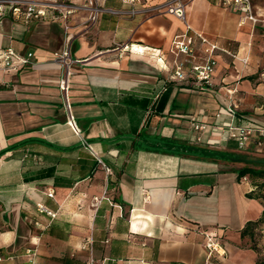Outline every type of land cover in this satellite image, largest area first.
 Here are the masks:
<instances>
[{
  "label": "crops",
  "instance_id": "crops-1",
  "mask_svg": "<svg viewBox=\"0 0 264 264\" xmlns=\"http://www.w3.org/2000/svg\"><path fill=\"white\" fill-rule=\"evenodd\" d=\"M98 1L129 9L122 0ZM252 2L262 19L254 30L240 27L222 0L187 6L195 31L237 55L216 54L209 85L191 73L172 79V43L186 32L173 15L107 11L91 24L88 11L62 7L27 22L15 14L24 3L0 4V50L34 55L17 70L0 69V264H257L242 237L264 215L257 184L226 160L164 150L178 141L236 154L230 132L238 127L263 131L246 149L264 145V0ZM67 34L69 69L57 58ZM189 37L192 60L205 63V46ZM209 235L224 256L208 257Z\"/></svg>",
  "mask_w": 264,
  "mask_h": 264
},
{
  "label": "built area",
  "instance_id": "built-area-1",
  "mask_svg": "<svg viewBox=\"0 0 264 264\" xmlns=\"http://www.w3.org/2000/svg\"><path fill=\"white\" fill-rule=\"evenodd\" d=\"M80 4H71L63 5L51 3L49 0H0L2 3H11L13 5H20L24 3L26 5V10L22 12L19 7L15 8V14H24L26 21H30L33 18H38L44 15L45 9H61L62 7H67L72 11L86 10L89 12V23L95 24L100 15L104 12H110L113 14H127L130 16H135L139 13H149L154 15H173L180 20H182L186 27V32L183 35L177 36L171 47V54L174 55V73L172 79L176 81H185L188 79V74L191 73L195 80L199 84H210L211 79L216 71L217 60L216 54L218 52L227 54L233 58H237V55L234 54L230 49L223 48L210 41L202 33L195 31L190 24L186 21V8L193 0H122L123 4L129 6V9L124 12L106 10L102 8L98 0H80ZM222 5L226 10H230L239 15V26L245 27L250 25L252 30L262 22L261 17L255 13L252 0H222ZM68 29V28H67ZM192 33L195 38H197L201 45L205 46L204 52L206 53V61L203 64L194 63L192 57L195 54V48L192 43V39L189 37V34ZM71 42L72 36L67 34L65 49L61 54L58 55L59 63L69 69V67L74 63L71 57ZM188 56L187 59L181 61V56ZM33 54L29 53L26 56L21 55L14 51L12 48H7L0 50V69L5 71L17 70L22 66H26L31 63ZM190 57V58H189ZM163 58H160L161 61ZM244 63L247 60H243ZM190 67L188 70L187 67ZM261 77L264 78V71L261 73ZM62 92L64 97V106L65 109L70 113L71 105L68 97V84L65 81L62 85ZM238 109L237 105L231 107V111ZM69 123L75 125L74 119L69 116ZM257 132L260 134L263 131L252 128V127H238L232 128L230 132V137L235 139L238 144V148L243 150L246 148L248 141L253 137ZM82 144L94 155L95 152L91 148V145L84 138L81 139ZM100 163L102 161L100 160ZM105 167V166H104ZM109 171V169H107ZM52 196L53 194H49ZM41 209L45 210L41 207ZM49 215L54 216L51 212L46 211ZM206 249L208 252V257L213 256H224L225 250L222 245L219 243L218 239L214 235H209L207 237ZM88 264H100L94 259H90Z\"/></svg>",
  "mask_w": 264,
  "mask_h": 264
},
{
  "label": "trees",
  "instance_id": "trees-1",
  "mask_svg": "<svg viewBox=\"0 0 264 264\" xmlns=\"http://www.w3.org/2000/svg\"><path fill=\"white\" fill-rule=\"evenodd\" d=\"M171 93V88L168 87L166 92L161 96L160 101L157 106V112L162 113ZM164 150H168L170 153H174L177 155H187L195 158H203V159H212V160H226L231 161V158H238L236 154L222 153L216 150H211L209 148H203L197 145H191L187 142H170V146L164 148ZM254 166H260V168H252V167H243L239 170V177L249 176L254 179H264V164H256ZM263 218V217H262ZM256 222H250L246 225L245 229L242 231V237L245 236H253V229L258 223L262 220ZM257 264H263L261 262H257Z\"/></svg>",
  "mask_w": 264,
  "mask_h": 264
},
{
  "label": "rangeland",
  "instance_id": "rangeland-1",
  "mask_svg": "<svg viewBox=\"0 0 264 264\" xmlns=\"http://www.w3.org/2000/svg\"><path fill=\"white\" fill-rule=\"evenodd\" d=\"M264 142V140H263ZM236 155H238L239 159H249V160H264V145L259 148H255V144L248 147L247 149H243L240 151L235 152ZM227 166L235 167V168H243V167H254V168H260V166H254L256 164L252 163H242V162H236V161H228L226 163ZM251 183L257 184V193L258 197L263 203L264 206V179H249ZM248 244L250 245V248H252L256 255H257V261L264 264V215L262 220L256 225L253 229V236L247 237Z\"/></svg>",
  "mask_w": 264,
  "mask_h": 264
},
{
  "label": "water",
  "instance_id": "water-1",
  "mask_svg": "<svg viewBox=\"0 0 264 264\" xmlns=\"http://www.w3.org/2000/svg\"><path fill=\"white\" fill-rule=\"evenodd\" d=\"M232 161L242 162V163H252V164H264V160H249V159L232 158Z\"/></svg>",
  "mask_w": 264,
  "mask_h": 264
}]
</instances>
